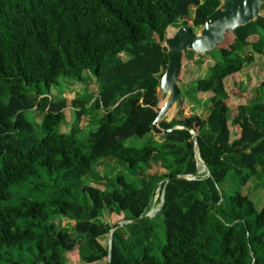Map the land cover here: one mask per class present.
<instances>
[{"label":"trees","instance_id":"trees-1","mask_svg":"<svg viewBox=\"0 0 264 264\" xmlns=\"http://www.w3.org/2000/svg\"><path fill=\"white\" fill-rule=\"evenodd\" d=\"M221 1L0 0V264H66L65 255L85 238L91 247L78 251L80 261L107 264L108 243L102 240L118 223L104 222V214L123 216L124 222L143 217L157 192H164L161 210L140 223L162 220L160 259L147 247L157 234L138 231L137 223L113 232L110 264H264V207L257 211L240 192L223 204L219 188L233 169L242 176L240 190L258 171L264 175V95L237 106L231 125L239 131L232 139L224 86L252 63V56L242 55L245 47L264 59V16L235 35L227 33L207 79L194 83L192 93L211 96L207 115L179 111L170 123L158 124L163 130L175 124L194 130L209 175L189 180L200 167L186 130L162 137L158 147L125 146L152 133L167 65L165 40L180 27L197 35ZM251 36L257 41L249 43ZM85 72L99 82L96 106L102 111L98 127L85 138L86 150L77 140L84 110L75 111L69 133H61L67 103L51 97L60 78L86 83ZM258 90L264 93V82ZM34 109L42 115L41 139L27 117ZM156 157L167 173L144 174ZM102 159L117 160L130 176H115L108 190L84 186L78 197L83 176ZM33 180L40 181L32 188L38 195L4 205L13 189ZM62 218L73 220L74 236L54 223Z\"/></svg>","mask_w":264,"mask_h":264},{"label":"rangeland","instance_id":"rangeland-1","mask_svg":"<svg viewBox=\"0 0 264 264\" xmlns=\"http://www.w3.org/2000/svg\"><path fill=\"white\" fill-rule=\"evenodd\" d=\"M261 16H264V12L260 13ZM198 30H196V33ZM257 41V36H251L248 38L249 43H254ZM210 52L202 57L195 58L192 52H189L187 55V62L183 63L179 79L177 82V88L180 93L183 95L182 105L179 111H182L183 116L198 115L206 116L210 109V95H197L192 93L194 83L197 80L207 79L209 74V69L214 65L216 53ZM193 55V56H192ZM242 55L245 57L252 56V63L246 64L243 66V69L240 73L227 78L224 81V86L226 92L229 94V98L226 101V104L229 108V127L231 132V138L234 139L237 135L239 129L231 125L232 120L237 116V106L245 104L251 96L256 98L257 101L262 100L264 93L262 90H258L259 86L264 82V59L260 55L253 53L251 47L247 46L243 49ZM217 56V55H216ZM84 78L86 83H75L72 81L64 80L60 78L57 86L52 88L51 97L56 102L65 101L67 103V108L63 111L65 115V121L61 124L59 131L64 134H68L73 123L74 112L78 110H84L85 117L83 118L84 130L77 135L78 142L87 149L88 145L84 142L87 134L92 130H95L98 125L100 118L102 117V111L96 104L97 94L99 90V82L92 76L90 72L84 73ZM234 90L236 93H233ZM232 91V92H231ZM93 100V103L91 102ZM161 97L158 105L160 104ZM92 104H91V103ZM250 101H248L249 103ZM123 107L127 109V103H124ZM28 119L35 124V136L38 139L42 138V134L37 130V127L40 125L42 120V115L40 111L33 110L27 113ZM125 114L121 120L117 119V122H122L124 120ZM174 118V117H173ZM172 118V119H173ZM170 119V118H168ZM162 142V140H161ZM160 137H157L151 133L150 135L144 138H132L125 142V146L133 148H142L147 146V144L158 147L160 146ZM166 151V149H164ZM169 150H167L168 152ZM172 158V157H171ZM172 160V159H170ZM97 165H94L82 178L81 186L76 192L78 197H82V188L84 186H92L100 189H112L115 185V178L118 175L123 177H129V169L123 164L118 163L117 160H100ZM166 163V162H165ZM168 167L171 165V162L166 164ZM144 174H159L164 175L167 173V169L164 168V164L160 157H156L154 161H151V165ZM144 167V166H143ZM170 167V168H171ZM257 168H260L259 166ZM256 168V169H257ZM145 171V170H143ZM200 171V170H199ZM116 176V177H115ZM136 178H139L136 176ZM242 176L237 174V171L234 169L230 171L225 179V181L219 185L220 192L223 199V204L229 198L230 195H233L236 192H240L250 199L254 204L255 209L260 211L264 207V175L260 174L258 171L254 177H252L245 188L240 190L238 184ZM40 182L38 180L31 181L32 185L25 186L23 189H13V197L5 203L4 205H14L17 203V198L22 197L23 195H38L37 192L33 191L32 188ZM161 200L160 192H157L154 198L152 209H156ZM102 220L114 225L123 221V216L108 215L104 214ZM54 223L60 229H66L71 236H74L73 232V220L70 219H59L54 220ZM138 231L142 229H152L154 231V236L157 234L158 241L155 243L153 238L150 239L152 243H148L149 253L151 256L160 259V248L164 245V226L160 218L155 219L154 221L147 222L145 224L138 223L136 226ZM103 243H108V237L103 238ZM91 247L90 239L85 238L78 241L77 250L68 253L65 255L66 264H83L80 261L78 251L84 253ZM97 264H104V262H98Z\"/></svg>","mask_w":264,"mask_h":264},{"label":"water","instance_id":"water-1","mask_svg":"<svg viewBox=\"0 0 264 264\" xmlns=\"http://www.w3.org/2000/svg\"><path fill=\"white\" fill-rule=\"evenodd\" d=\"M264 4V0H222L219 7L204 22L203 28L197 35L187 27H180L173 37L166 39L164 48L166 49L167 65L164 74L160 79L161 101L153 110L156 117L152 123V133L161 138L168 136L176 130H186L191 135L194 145V155L200 171L192 175L189 180H195L203 174H207L208 170L199 157L197 148V136L194 130L180 124L173 125L170 129L163 130L158 124L162 121L170 123L172 118L176 116L182 105V97L180 96L177 82L183 63L187 62L189 52L194 54L195 58L202 57L207 53L217 50L226 38V34H236L238 28L244 27L255 21L260 16V8ZM170 118V119H168ZM172 179H183L176 176ZM171 179H168L169 181ZM164 202V192H162L161 200L156 209H151L148 214L132 221L118 223L109 233L108 250L109 255L107 264L111 261V242L112 234L115 230L126 225L137 224L153 219L161 210Z\"/></svg>","mask_w":264,"mask_h":264}]
</instances>
